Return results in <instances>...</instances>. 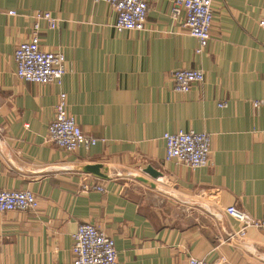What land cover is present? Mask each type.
Wrapping results in <instances>:
<instances>
[{
  "label": "crops",
  "instance_id": "1",
  "mask_svg": "<svg viewBox=\"0 0 264 264\" xmlns=\"http://www.w3.org/2000/svg\"><path fill=\"white\" fill-rule=\"evenodd\" d=\"M147 1L145 29L118 32L105 2L0 0V190L30 191L38 202L36 211L0 213V264H72L83 223L114 241L116 264H264V230L248 227L240 238L242 223L224 212L264 217V104L252 105L264 100V0H213L200 54L180 26L185 14L172 19L173 0ZM36 13L56 20L37 22L40 49L65 57L60 85L15 75L14 51ZM176 70L204 79L175 93ZM61 93L95 146L47 143ZM176 131L210 135L207 166L165 161L163 135ZM93 164L108 178L83 171ZM92 182L104 191L82 190Z\"/></svg>",
  "mask_w": 264,
  "mask_h": 264
},
{
  "label": "built area",
  "instance_id": "2",
  "mask_svg": "<svg viewBox=\"0 0 264 264\" xmlns=\"http://www.w3.org/2000/svg\"><path fill=\"white\" fill-rule=\"evenodd\" d=\"M105 2L116 13L114 28L122 31H143L148 12L147 0H93ZM213 0H173L171 17L176 20L183 12L180 26L197 40V54L202 53L210 40L213 22ZM14 13H11L13 15ZM33 33L27 41L19 43L14 51L15 75L19 80L35 84L60 85L65 70V57L62 52H44L39 46V20L46 21L49 28L56 26V20L48 13H36ZM264 33V14L258 22ZM175 93H188L195 83L202 82L200 70H176L170 73ZM225 103L220 104L224 106ZM264 104V100L253 101V107ZM165 161H175L189 169L205 167L210 158V135L206 132L176 131L163 135ZM47 143L65 152H74L83 147L89 149L97 140L85 135L75 119L67 112L66 95L61 93L54 107V118L48 126ZM83 191L104 189L92 182L82 186ZM38 202L30 191L0 190V213L11 211H36ZM227 215L242 223L237 231L241 238L248 227L264 230V217L256 219L233 207L226 208ZM72 264H116L117 253L114 241L95 226L83 223L77 226L72 235ZM188 264H208L204 259L189 258Z\"/></svg>",
  "mask_w": 264,
  "mask_h": 264
},
{
  "label": "water",
  "instance_id": "3",
  "mask_svg": "<svg viewBox=\"0 0 264 264\" xmlns=\"http://www.w3.org/2000/svg\"><path fill=\"white\" fill-rule=\"evenodd\" d=\"M102 172H101V171ZM83 171L85 172V173H88V174H91V175H93L94 177H96V178H99V179H107L108 178V176H107V169H105L102 165H100V164H93V165H86L84 168H83ZM145 173L147 174V175H151L152 173H153V170L150 168V167H148V168H146L145 169ZM135 178L138 180V181H140V182H142V183H144V184H147V185H150V186H152L150 183H149V181H147L146 179H144L143 177H140V176H135Z\"/></svg>",
  "mask_w": 264,
  "mask_h": 264
}]
</instances>
